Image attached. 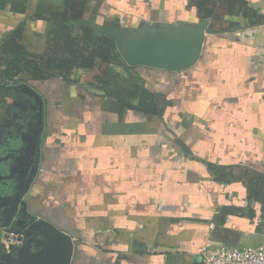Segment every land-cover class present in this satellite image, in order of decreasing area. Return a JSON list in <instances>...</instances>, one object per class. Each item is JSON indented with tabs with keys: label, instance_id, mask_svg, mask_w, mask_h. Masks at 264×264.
I'll use <instances>...</instances> for the list:
<instances>
[{
	"label": "crops",
	"instance_id": "1",
	"mask_svg": "<svg viewBox=\"0 0 264 264\" xmlns=\"http://www.w3.org/2000/svg\"><path fill=\"white\" fill-rule=\"evenodd\" d=\"M188 1L92 0L97 13L84 18L126 29L194 24L199 18ZM247 1L264 16V0ZM62 6L0 0V39L22 26L25 46L42 53L47 19ZM221 18L214 29L224 32L205 36L193 67L136 68L145 87L164 97L162 117L121 109L100 89L98 69L78 70L72 84L22 74L16 93L0 100L2 134L26 100L20 86L42 97L28 214L71 236L70 264H202L206 245L264 243V179H251L264 175V26L239 30L250 24ZM111 68L119 80L126 77Z\"/></svg>",
	"mask_w": 264,
	"mask_h": 264
},
{
	"label": "water",
	"instance_id": "2",
	"mask_svg": "<svg viewBox=\"0 0 264 264\" xmlns=\"http://www.w3.org/2000/svg\"><path fill=\"white\" fill-rule=\"evenodd\" d=\"M264 26L263 19L247 27ZM100 34L114 40L122 60L132 67L180 72L199 60L206 35L222 30L213 28L209 19L194 24H148L136 29L103 26ZM26 97L20 113L13 114L9 137L0 141V229L18 227L22 247L15 254L0 256V264H70L73 240L45 220L28 214L26 197L38 174L39 147L43 130V100L29 85L18 88ZM16 89V90H18ZM20 97L16 96L14 105ZM29 215V220L25 215Z\"/></svg>",
	"mask_w": 264,
	"mask_h": 264
},
{
	"label": "trees",
	"instance_id": "3",
	"mask_svg": "<svg viewBox=\"0 0 264 264\" xmlns=\"http://www.w3.org/2000/svg\"><path fill=\"white\" fill-rule=\"evenodd\" d=\"M188 5L196 10L199 20L209 19L213 28L221 24L222 14L248 24L263 19L247 0H189ZM97 9L98 4L93 5L92 0H63L62 8L52 10L47 19L52 25L42 53H32L25 46L22 26L0 39V100L16 93L14 85H18L22 74L34 81L60 78L72 84L76 83L73 75L78 70L98 69L103 72V77L97 80L100 89L107 97L115 99L121 109L162 117L166 107L164 97L145 87L144 80L135 71L137 67L128 66L122 60L114 40L100 34L102 27L96 25L94 19L85 20V14L96 15ZM236 25L231 23V26ZM111 66L122 68L126 77L119 80ZM251 176V179H264V175L257 173Z\"/></svg>",
	"mask_w": 264,
	"mask_h": 264
},
{
	"label": "built area",
	"instance_id": "4",
	"mask_svg": "<svg viewBox=\"0 0 264 264\" xmlns=\"http://www.w3.org/2000/svg\"><path fill=\"white\" fill-rule=\"evenodd\" d=\"M60 79V78H59ZM1 243L6 254H12L23 244V235L13 229H4ZM202 264H264V243L257 247L229 248L208 245L201 248Z\"/></svg>",
	"mask_w": 264,
	"mask_h": 264
},
{
	"label": "flooded vegetation",
	"instance_id": "5",
	"mask_svg": "<svg viewBox=\"0 0 264 264\" xmlns=\"http://www.w3.org/2000/svg\"><path fill=\"white\" fill-rule=\"evenodd\" d=\"M18 106H19V108H21L20 112L23 111L24 109H26V107H23L22 104H19ZM20 112H19V113H20ZM14 114H15V113H14ZM8 125H9V124H6L7 127H8ZM8 128H9V127H8ZM8 132H9V131H8ZM8 132H7V131H4V132H2V134H0V135L2 136V135L4 134V135L9 136V133H8ZM0 133H1V131H0ZM4 139H5V138L3 137V138L0 139V141H1V140H4Z\"/></svg>",
	"mask_w": 264,
	"mask_h": 264
}]
</instances>
